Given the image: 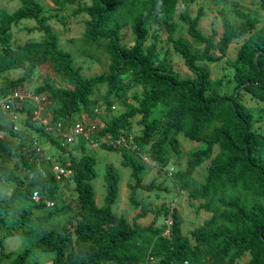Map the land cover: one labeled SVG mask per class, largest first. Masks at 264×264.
Here are the masks:
<instances>
[{"label": "trees", "instance_id": "trees-1", "mask_svg": "<svg viewBox=\"0 0 264 264\" xmlns=\"http://www.w3.org/2000/svg\"><path fill=\"white\" fill-rule=\"evenodd\" d=\"M2 1H19V6L12 12L0 8V47L4 49L0 54V77L4 83L0 84V95L16 89L29 90L32 76L41 66L47 65L66 86L46 80L33 92L48 97L43 115L51 124L61 123L70 128L75 115L84 113L90 119L91 112L96 115L97 107L92 101L96 90L105 88L102 105L109 108L131 86L142 83L147 91L140 104L124 102L126 110L101 130L94 131V141L100 142L105 136L130 138L133 120L140 116L138 123L142 133L132 138L139 151L150 145V157L155 164H167L168 145L175 153H181L179 135L182 133L199 145L190 151L187 167L172 172L179 189L189 190L193 199H204L200 208L211 215L189 236L183 234L181 213L177 208H152L143 200H137L136 185L147 190L165 187L155 182L141 183L146 165L131 150L120 145L101 144L122 153L123 165L133 170L136 185H131L130 199L140 209L134 222L113 209L120 194V174L114 166H106V205H98L92 183L98 175L95 158L89 154L80 158L71 154L69 168L73 174L64 179L71 178L76 185L79 208L75 214V237L67 229L50 228L37 240L39 249L55 253L52 264H150L147 263L149 256L159 264H237L246 255L251 258L245 264H264V155L261 146L264 134L254 128L256 118L246 103L247 98L255 99L263 104L264 110V23L259 26V19L241 8L234 9L241 20L235 23L226 10H220L222 33L213 29L206 34L200 29L204 16L202 8L197 17H193L191 11L197 0H53L57 12L49 14L45 13L47 8L40 0ZM78 1L71 15L84 17L85 39L96 48L104 46L110 61L107 71L91 78L84 77L74 54L61 47L60 34L49 24L56 19L65 25L68 16L58 10ZM259 7L264 9V0L259 2ZM24 20L35 22L29 30L39 31L41 39L14 48L11 45L13 28L24 29ZM178 22L188 26L189 35L204 46L202 49H193L188 41L175 36ZM126 26L133 35L131 42L123 41ZM164 26L169 43L195 78H183L168 52L160 57L159 32ZM236 40L244 45L234 62L228 60L235 70V90L230 94L207 95L221 85L210 78V71L203 63L222 61ZM85 53L94 56L92 52ZM10 67L24 72L10 79L5 74ZM11 110L27 112V117L23 131L15 130L9 114L0 109V132L4 133L0 139V179L16 184L9 197H0V264H42L28 261L25 253L14 256L4 244L6 237L29 231L27 225L32 218L27 207L30 204L40 211L50 208L37 215L35 221L41 226L49 224L64 210L55 200L58 186L64 179L55 178L46 160H42L40 169L32 164L24 151L25 146L33 147L37 155L42 151H37L35 138L25 139V133L38 132L63 152L70 143L33 120V106L19 104ZM216 145L218 151L206 180L199 183L193 176L197 164L203 156L212 155ZM17 156L32 172L29 180L10 172L11 161ZM37 190L54 200V206L34 202L32 197ZM149 212L155 214L153 222L148 225L138 222ZM162 214L170 215L172 224L169 227L156 224ZM167 228L169 235L164 234ZM70 243L73 247L68 250Z\"/></svg>", "mask_w": 264, "mask_h": 264}, {"label": "rangeland", "instance_id": "rangeland-1", "mask_svg": "<svg viewBox=\"0 0 264 264\" xmlns=\"http://www.w3.org/2000/svg\"><path fill=\"white\" fill-rule=\"evenodd\" d=\"M47 8L46 14L57 12V8L53 0H40ZM263 0H197L195 4L192 5L191 11L193 17H197L199 9L202 8L204 16L201 18L200 29L206 33L210 34L213 29H217L219 34L222 33V21L218 17V12L220 10H226L233 22L240 23L241 20L234 13L235 8H241L249 12L252 16L259 19V26L264 23V9L259 7V2ZM79 1L73 5L58 10V12L63 15H67L66 24H60L56 19L50 20L49 24L55 28V30L60 34L61 47L66 51H71L76 58V65L82 67V74L86 78H91L93 76L101 75L108 70L109 67V57L105 52V47L96 48V45L84 37L85 23L83 16H72L71 12L74 8L79 5ZM19 6V1H2L0 0V8L5 7L9 11H14ZM55 9V10H54ZM130 16L125 20L128 21ZM22 24L24 29L14 30V40L12 41V46L15 48L18 44L23 45L26 42L40 40L41 33L39 31H30L29 28L35 26L34 21L24 20ZM129 23V22H128ZM177 31L175 36L181 37L182 39L188 41L193 49H202L204 46L196 43V41L189 35L188 26L181 22L177 23ZM163 27V30L159 32L160 42H159V55L163 57L169 54L172 63L177 71H179L183 78L193 79L195 75L188 70L184 64L183 58L175 52L172 48V44L168 41V32ZM125 35L123 38L124 42H131L133 35L130 31L129 26L125 27ZM151 42V41H150ZM244 43L241 40H236L229 48L227 56L220 62L209 64L203 63L210 71V78L212 80H218L221 87L217 91H208L207 95H224L232 93L237 85V81L234 78V68L231 66L229 61L234 62L238 55L240 54ZM92 52L94 56L88 55L85 52ZM4 49L0 47V54H3ZM229 60V61H228ZM22 69L14 70L12 67L7 68L5 74L10 79H16L23 74ZM3 77H0L1 86L4 84L2 82ZM46 80H51L52 82L66 86L61 83L51 72L47 65L41 66L39 70L32 76L30 84V93L35 94L33 91L43 85ZM147 91V87L142 83L135 84L127 91L126 94L122 95L120 100L115 102L111 107L102 105V97L105 93V88H101L92 96V101L95 102V114L92 112L89 114L92 119H90L86 114H78L73 117L74 123H82L85 126L94 127L95 131H99L108 125L109 121L120 115L126 110V105L132 104L138 106ZM26 94L25 101L20 105H27L36 107V102L32 98H28V93ZM246 103L252 110L254 117L256 118V124L254 126L259 132L264 134V110L263 104L255 99L247 98ZM49 112V110H47ZM50 113V112H49ZM27 117V112H23L21 123H19L20 130L23 131V126L25 124V119ZM140 116H136L133 120L132 127L130 129V137L141 135L142 126L138 123ZM26 127V125H25ZM3 132H0V139L3 137ZM96 134V133H95ZM30 139H36L39 145L42 147V153L37 155L30 145L25 146V153H27L28 158H30L32 164L39 169L41 168L42 160H46V164L50 165L51 168L55 164L70 163V155H74L77 158L82 157L85 154L92 155L96 162L94 167L98 173L96 179L93 180V186L95 190V198L98 205H106V193L107 186L105 183V173L106 166L112 164L114 168L120 174L119 183V197L113 205V209L118 214H123L127 217L130 222H134L136 215L140 212L137 209L131 198L133 189L131 185H136V179L132 176V168L123 165L122 153L118 151H112L101 146V142L94 141L93 136L89 139L82 134H77L74 140L67 145L65 152L58 149L46 136L39 135L38 132H32L26 134ZM35 136V137H34ZM54 136H59L58 132H54ZM159 137V135H157ZM181 142V153H175L170 146L167 147L168 162L166 165H160L153 163L150 157V145H147L142 151L135 153L136 156L146 165L145 170L141 174V183L144 185L155 182L158 185H162L164 189L154 188L152 190H147L141 186L136 185V198L137 200H143L146 205L152 208H157L160 206H166L168 208H177L181 213L182 218V229L185 236H189L192 230L199 227L206 219L211 215L209 212L200 208V205L204 202V199H193L189 195V190H180L178 185L175 183L173 176L170 174V170L174 168V173L178 170H184L187 167V163L190 160V151L199 146L195 141L187 138L183 133L179 135ZM132 140V139H131ZM84 146V147H83ZM262 151L264 155V142L262 143ZM218 151V145L215 146L214 152L210 156H203L202 160L197 164L196 170L193 173L196 181L203 183L206 180L208 170L212 159ZM10 172L18 174L21 178L29 180L32 177V172L28 170L24 165L22 158L20 156L15 157L11 161ZM15 182H10L7 179H0V197H9L14 187ZM74 181L70 179H64L58 186V193L55 196L56 203L58 205L64 206L62 213L55 217L49 224L41 226L35 221L37 215L44 214L50 210L46 208L43 211L38 210L34 204H30L27 207L29 216L32 218V222H29L27 227L29 231L16 234L13 236H8L4 239V244L8 251H12L15 255L19 253H25L27 260L30 262L39 261L42 264H52L55 253L45 252L39 249L37 246V240L44 233H46L50 228H57L61 230H69L73 238L75 237V226L77 223L75 214L79 208L77 200V192L75 189ZM154 212H149L146 217L138 220V222L148 225L154 221ZM158 226L169 227L172 224L170 215H160L157 218ZM73 247V243H70L68 250ZM251 257L249 255L244 256L241 262L237 264H245ZM150 264H159L156 259L155 262Z\"/></svg>", "mask_w": 264, "mask_h": 264}, {"label": "built area", "instance_id": "built-area-1", "mask_svg": "<svg viewBox=\"0 0 264 264\" xmlns=\"http://www.w3.org/2000/svg\"><path fill=\"white\" fill-rule=\"evenodd\" d=\"M24 92L28 93L29 96L28 98H32L36 102V107H34L33 120L40 122L42 125L46 127L48 131H53V132L57 131L58 135L60 136L59 138H63V141L68 143L72 142L77 134H82L83 136H86L89 139H91L92 133L95 131L94 127H92L91 125L85 126L82 123H75L72 124L70 128H67L64 127L61 123H58L57 125L51 124L50 120L44 117L43 115L48 103V97L46 95H41V94H31L29 90H24V89H16L7 93L6 95H0V108L4 112L10 114L11 120L14 123L15 130L20 129L19 122L21 120V114L11 109L17 107L19 104L25 101L24 99L26 97V94H24ZM100 142L102 144H107V145H120L121 147L131 150L133 153L139 154V147L134 142L132 137L114 138L111 136H105L100 140ZM35 146L37 147L38 152L42 151V147L39 145V142L36 141ZM52 171L54 173L55 178L58 181L64 178H68L73 174V170L69 168V163L66 165L55 164L52 166ZM173 171L174 168L170 170L171 175ZM32 198L34 202L36 203L43 202L46 204L47 207H53L55 204L54 200L46 196H43L39 190L33 193ZM164 234L165 235L170 234L169 228L165 230ZM155 261L156 260L152 256H149V260L147 261V263H153Z\"/></svg>", "mask_w": 264, "mask_h": 264}, {"label": "clouds", "instance_id": "clouds-1", "mask_svg": "<svg viewBox=\"0 0 264 264\" xmlns=\"http://www.w3.org/2000/svg\"><path fill=\"white\" fill-rule=\"evenodd\" d=\"M42 95V94H41ZM47 106H48V103H47ZM47 106H46V108H47ZM46 108H45V110H46ZM1 109V108H0ZM9 114V113H8ZM21 114V119H22V113H20ZM9 116H10V114H9ZM10 121H11V123L13 124V129H14V123L12 122V120H11V116H10ZM19 123H21V120H20V122ZM20 130V129H19Z\"/></svg>", "mask_w": 264, "mask_h": 264}]
</instances>
